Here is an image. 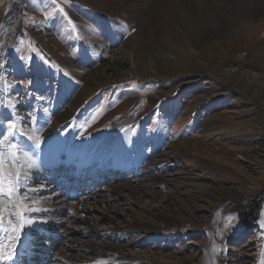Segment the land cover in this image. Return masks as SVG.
<instances>
[{
  "label": "rangeland",
  "instance_id": "rangeland-1",
  "mask_svg": "<svg viewBox=\"0 0 264 264\" xmlns=\"http://www.w3.org/2000/svg\"><path fill=\"white\" fill-rule=\"evenodd\" d=\"M115 1L0 0V88L15 118L2 107L0 116L17 129L3 125L0 150L16 143L18 155H31L29 136L36 151L42 148L20 194L57 182L62 162L51 180L44 162L66 148L77 159L107 156L102 181L89 192L120 191L100 206L67 198L72 206L49 214L54 225L27 228L33 242L38 230L40 244L29 245L27 259L24 251L17 255L18 264H62L61 248L73 240L82 246L71 248L70 258L95 264H264V0L192 1L215 20L211 34L191 49L177 35L178 47L162 61L153 36L139 35V21ZM151 55L141 77L113 76L106 67L119 58L116 67L127 70L134 56L150 64ZM98 64L103 79L90 78ZM140 141L137 170H114L116 149L137 153ZM140 184L148 193L133 199L128 190ZM133 218L140 226L126 228ZM8 228L3 243H10ZM55 238L58 245L42 257L39 248ZM95 251L109 255L101 260Z\"/></svg>",
  "mask_w": 264,
  "mask_h": 264
},
{
  "label": "bare ground",
  "instance_id": "bare-ground-1",
  "mask_svg": "<svg viewBox=\"0 0 264 264\" xmlns=\"http://www.w3.org/2000/svg\"><path fill=\"white\" fill-rule=\"evenodd\" d=\"M192 1H194V0H116L115 2H117V4H114V7L121 5V8H118V7L117 8L120 9L126 15L134 16L135 22L139 21V24L141 26L140 31H139L140 32L139 35L146 33L148 35L150 34L153 36V38H150L149 36H148V38L151 40L150 42H152V44L155 48L156 57L162 61L168 56V52L166 50L170 51V49H175L178 47V45L175 41V38L177 37V35L182 34L185 37L187 45L191 49L192 45L199 44L201 39H203L205 36H208L209 34H211V25H212L213 21H215V20L212 21V19L207 18L204 15L205 13L203 14L204 10L201 9V7H199V8L193 7ZM196 1L199 2V4H201V5H203V3L205 2V0H195V2ZM209 1L210 0H208V2ZM127 7L128 8L133 7L134 10L128 9ZM195 12L199 16L196 15ZM116 14H118L117 10H116ZM195 15H196V17H195ZM120 16L123 17L122 15H120ZM78 18H81V16H77V18L74 19V25H75L76 29L79 31V30H82V28L80 27V21L78 20ZM48 26H49V24H48ZM156 40L158 41V43L156 42ZM154 41L156 42L155 44H154ZM131 54L135 55L134 52H131ZM183 56H185V55L183 54ZM119 60H120L119 58L112 59L111 64L106 65V67L107 68L109 66L113 67L112 68L113 76H120V77H124V78L125 77L132 78V77H137V76L141 77L142 74H145L151 68L150 65L153 62L152 61V55L150 56V64H148L146 61H140V63H139L135 60V56H134L130 60L128 69L127 70H123V69L121 70L120 68L118 69V67H116ZM179 64H184V63L181 62ZM175 66H176V64H175ZM234 69H236V68H233L232 70H234ZM92 71L93 72H91L90 78H95V79L102 78L103 79V77L105 75V71H104V67H101L100 64H98ZM1 81H2V79L0 78V86L2 84ZM4 102H6L7 105ZM9 103H10L9 101H6L5 99L2 98V89L0 88V107H2V109H3V115H6L7 118L12 119V118H15V114H14V109L12 110L11 108L8 107ZM4 117L5 116H0V140H2L1 137H3V135L1 134L3 132V131H1V129L3 128V125H5L6 123H7L6 125H8V122H7V120L5 121ZM2 118H4V119H2ZM208 128H211V127L208 126ZM30 140L31 139H29V141ZM63 140L64 139H62L60 141H63ZM31 142H34V140ZM179 143H182L181 145L186 144L184 141H181ZM28 144L29 143H27L26 145H28ZM64 144H67V143H64ZM29 146H30V144H29ZM69 147H70V145H69ZM43 152H44V150H43ZM36 153H38V151H36ZM184 154L185 153L182 151L181 155L184 156ZM30 157H31L32 161L34 159H36L34 156H32V154L30 155ZM152 160L154 161V159H152ZM148 162H149V160H148ZM46 165L50 166L49 164H46ZM32 169L28 172V175L26 178L28 181L32 178V175L30 174V172H32ZM116 173H117V175H121V174H119V172H116ZM49 179L51 180V178H49ZM155 179L158 181H160L162 179L166 180L165 177L160 176V175H155ZM28 185H29L28 183H27V186H25L23 184L24 189L27 188ZM52 185L55 186V184L53 183V184H48L46 186V188L44 187L43 189H40V190L38 189V190H31V191L25 192L30 201H36L37 202L35 205H33V207L40 209V211L29 213L31 218L34 221H36L32 225V227L38 226L39 231L43 230L40 228L41 226L45 227V229H48L49 227H51L52 225L55 224L54 218H52L49 215L50 213H52L53 211L59 212V211H62V209H64V208H68L69 206H72V204H69V203H68V205L66 204L67 203L66 199L60 193L58 194L59 191L57 192V189L56 190L50 189L53 187ZM119 193H120V191H117V187L113 186V187H111L110 191H106L105 193H101L98 190L95 192L94 191H92V192L88 191V192H86L84 197L81 196L83 198L81 200L85 201L87 199H92L94 205L100 206L103 203V201L106 200L105 199L106 197L110 196L111 194L118 195ZM128 193L133 199H140V197L142 198V195L147 194L148 191L145 190V188L143 187L142 184H140L139 186H135V187L130 188L128 190ZM150 195H152V194H150ZM4 201H5V206H7V204H8L7 199H5ZM79 205H81V203ZM82 208H85V206H83ZM132 213H134V215H135L134 211H132ZM5 216H8L7 212L5 213ZM123 219H125V218H123ZM127 222L130 223V219H128ZM84 223H86V225L93 228V223H91V220L89 218H85ZM4 225H3V227H4ZM6 225H7V223H6ZM138 226H140L139 220L137 218H133L131 223L128 224L126 228L136 229ZM143 226H146V224L142 225V227ZM8 227H9V225H8ZM38 230L35 232L32 230L33 231L32 235H33L35 241H37L35 239L36 238L35 234L38 232ZM51 232L60 233L61 237L64 239L67 238V235H68L66 233V231H63V230H60L57 228H54L53 231H51ZM29 234H31V233H29V231L27 229H25L21 236L25 237L26 241L22 240V242L19 243L15 240V242H12V243H4L5 255H4L3 261L0 262V264H16L15 254L22 253L23 251L25 253H27V252L29 253L32 250L29 248V245H31V243L35 244V246H38V244H40V243L36 244L37 242H35V241L33 242V238L32 237L30 238ZM51 235L49 236V238L51 237ZM57 239H58V237H57ZM57 239L53 240L51 242V244L54 243L55 241H57ZM0 240L5 241V240H3V231H0ZM50 240H52V239H50ZM74 242L75 241L73 240L71 244L67 245V247L61 248L60 258L63 259L62 264H95V261H87L85 259L78 260V259L70 258L71 254L68 255V252L72 250L71 248H73V250H77L79 248V246H82V245H79L77 242H76L77 244L75 246H73ZM54 244L55 245H50V246L43 244V246L41 248H39L40 252H42L41 253V255H43L42 257H44V255H46V253H47L46 250L48 249V247L51 248L53 246L58 245L56 242ZM10 247L15 248V254L12 255L11 259L8 258V248H10ZM23 249H25V250H23ZM85 249H87V251L89 249L95 250L93 245H87ZM58 252H59V250H58ZM95 255L99 256L100 258H102L101 260H103L104 258H106V256L109 255V253H108V251H106V252L95 251Z\"/></svg>",
  "mask_w": 264,
  "mask_h": 264
},
{
  "label": "snow or ice",
  "instance_id": "snow-or-ice-1",
  "mask_svg": "<svg viewBox=\"0 0 264 264\" xmlns=\"http://www.w3.org/2000/svg\"><path fill=\"white\" fill-rule=\"evenodd\" d=\"M8 130L16 131V124L9 119ZM28 139L35 140L33 136ZM4 144V140H0V145ZM8 151H0V231H4L3 224L5 213L8 215V232L9 242L19 240L23 231L31 227L34 221L29 213L40 211L33 207L37 202L30 201L27 194L21 195L23 182L26 180L28 172L34 167L30 155L26 152L18 155L21 150L16 143L7 145ZM7 198L8 204L5 206L4 198ZM15 254V248H8V258L11 259ZM5 255V245L0 240V262L3 261Z\"/></svg>",
  "mask_w": 264,
  "mask_h": 264
}]
</instances>
